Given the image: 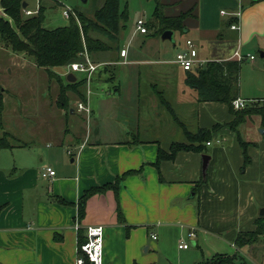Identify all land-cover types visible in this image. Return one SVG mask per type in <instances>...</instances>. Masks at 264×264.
<instances>
[{
  "label": "crops",
  "instance_id": "crops-1",
  "mask_svg": "<svg viewBox=\"0 0 264 264\" xmlns=\"http://www.w3.org/2000/svg\"><path fill=\"white\" fill-rule=\"evenodd\" d=\"M223 9L229 15L240 13L235 50L241 52L243 44L252 42L264 53V0H198L195 36L207 45L217 39L228 20L221 15ZM184 42L174 45L182 51ZM195 45L198 58L205 61L226 60L233 54L214 58L216 53L209 50L202 58L200 46ZM118 48L114 61L104 63L107 56L103 53L96 56L98 69L83 101L90 115L77 112L80 101L75 96L70 104L74 102L76 109L69 104L67 113L57 104L59 92L50 95L40 105L54 114L47 113L42 135L28 141L16 138L11 149L0 151V264H75L76 222L83 235L89 226L103 228V264H159L167 246L177 239L175 251L194 264V252L189 247L178 248L182 238L199 253L224 244L238 251L233 246L237 233L254 229L264 207V129L260 121L256 118V128L262 129L259 135L252 131L253 118L240 130L244 142L251 144L247 149L250 163L243 172L236 137L222 128L206 145V154L180 152L174 161L161 162L160 180L152 166L158 148L167 152L172 143L184 142V129L194 133L227 124L232 118L224 105L199 103L185 83L186 72L174 60L168 68L165 62H156L158 68L147 62L144 71L139 66L132 70L129 67L135 61L130 58L142 65L149 59H139L119 43ZM123 50L125 57L120 56ZM68 74L66 69L61 76ZM203 155L209 158L204 172ZM44 168H51L55 176L43 178ZM132 170L139 173L122 182L118 203L111 191L91 197L79 223L77 203L82 193L111 184Z\"/></svg>",
  "mask_w": 264,
  "mask_h": 264
},
{
  "label": "trees",
  "instance_id": "trees-1",
  "mask_svg": "<svg viewBox=\"0 0 264 264\" xmlns=\"http://www.w3.org/2000/svg\"><path fill=\"white\" fill-rule=\"evenodd\" d=\"M157 2L152 20L145 24L146 29L152 30L159 27L157 33L162 34L166 30L174 33H183L187 22L194 17V10L189 9L177 16H168L165 9L168 4ZM25 0H0V9L6 19L0 18V43L8 48L13 54L22 55L32 61L37 69L44 70L51 78L54 75L53 69L68 67L73 63L83 60V54L91 56L96 53L111 50L110 42H118V38L128 18L126 8L120 10L119 0H104L102 6L97 9L92 19L86 18L78 13L77 21L72 19L65 27L46 29L43 26L44 8L39 6L38 13L32 17L22 16V4ZM27 6V5H26ZM238 23L236 18H228L225 27L230 31V26ZM236 33V32H235ZM104 35L107 41H102L96 35ZM264 60V58H263ZM244 63L243 60H208L203 66L186 72L185 83L194 90L199 103H215L226 106L231 116L227 124H215L210 129L199 128L191 133L184 129L185 141L176 142L170 145L167 152L158 148L156 161L152 166L158 171L163 161H174L180 152H194L206 154V144L210 143L214 134L222 128H227L235 133L236 141L242 150L243 164L240 171H244L250 163L247 149L251 145L244 142L239 134V127L251 121L254 116L259 119L262 128L264 127V108L256 107L254 103H264V100H254L246 103L244 108L236 110L233 102L239 99V74ZM65 80H58L59 96L57 104L60 108L69 111L70 98L68 94L75 96L80 102L85 101V78L76 79L74 83ZM4 111V90L0 86V129L2 127V116ZM9 134L3 132L0 138V151L11 149L8 141ZM139 173V171H128L120 177H116L113 183L92 187L84 191L77 203V215L79 223L85 217L87 201L95 195H104L106 192H113L116 202L118 190L126 177ZM201 184V183H200ZM198 184V187L199 185ZM60 203L63 200L56 198ZM118 220L122 222V215L119 204L117 206ZM264 239V217H257L254 221V229L247 232H239L233 241L237 249L253 247ZM86 241L82 229H78V246ZM236 256L215 254L202 264H234ZM84 264H89L87 261Z\"/></svg>",
  "mask_w": 264,
  "mask_h": 264
},
{
  "label": "rangeland",
  "instance_id": "rangeland-1",
  "mask_svg": "<svg viewBox=\"0 0 264 264\" xmlns=\"http://www.w3.org/2000/svg\"><path fill=\"white\" fill-rule=\"evenodd\" d=\"M103 2L104 0H25V4L27 5L25 9L34 12L39 6L43 7L44 28L55 29L67 26L70 23L71 18L77 21L78 13L84 15L86 18L92 19L95 11L102 6ZM158 2L169 5V7L165 9V13L168 16H177L189 9L194 10V17L191 18L186 25L188 33H174V43L184 42L186 39H189L200 46L199 55L202 58L206 57L209 50L216 53L212 55L214 58L228 56L235 51L237 32H231L225 27L220 32L221 35L217 39H212V42L209 45H207L205 41H200L197 36H195L197 28L196 17L198 0H158ZM156 6L157 2L155 0H119L120 10L126 8L128 18L125 22V29H123L120 35H118V42H110L109 44L112 46L111 50L102 52L107 56L104 63L110 60L114 61L113 57L117 51L119 52V43V46L127 47L135 53L137 57L139 56V59H143V61L149 59L142 65V63H139L140 60L130 58L129 60L135 61V64L132 67H129L130 69L136 70L139 66L140 70L144 71L149 65H153L151 68H158V65L155 64L156 62H165L163 65L168 68V65H170L169 61L174 60L175 55L181 50V48L175 46L172 42L162 41L161 34L159 35V33H157L159 27H154L152 30L147 29V34L144 36L136 35L135 31V23L138 19H142L145 24L151 22L152 14L154 13ZM223 10L226 13V16H224L223 19L226 20L228 19V10ZM64 12H68L70 18L65 17ZM22 16L25 18L23 14ZM96 36L102 41L108 42L106 36L99 34ZM221 45L223 46L222 52H220ZM248 50H251L252 52H248ZM260 52H262V50L258 49L252 42L243 44L241 54L247 56L246 53H251L255 58V62L245 60L240 70L239 100L244 101L245 104L252 100L264 99V60L260 58ZM97 55L98 53H96L94 57L91 55L92 58L88 56L89 60L96 65L99 63L96 58ZM117 62H121V60H117ZM147 62L150 64L146 65ZM58 69L60 68L52 70L54 75L50 78L44 70L37 69L30 59L22 55L13 54L8 48L0 43V86L4 90V111L2 116L3 129H0V138L3 137V132L11 134V138L10 140L8 138V141L15 145L16 138L18 140L21 139L23 141H28L31 139V136L42 135L45 124H47L43 123L48 112L40 109V105L44 104V102L46 104V98H50V95L55 97L59 92L58 80H65V77L61 75L66 71L67 67H63V71L61 70V72H59ZM107 69L108 68H105V70ZM176 70L180 71L179 69ZM74 75L79 80L84 78V75L81 73H74ZM89 87L90 84L88 88ZM68 96L71 97V100L73 99V95L70 93ZM70 105L71 108L76 109L74 102H71ZM254 106H261L264 108V103L256 102L254 103ZM50 113L51 115H54L52 112ZM67 113H69V111H67ZM257 119L254 116L252 120V131L256 135H259L260 130L262 129H257L258 127L256 128L258 124ZM17 123H21L20 127H18ZM242 127L243 126L239 127V134L241 137L243 134L242 131L240 133ZM260 127L262 126L260 125ZM230 134L235 136V133L231 131H229V135ZM4 154L11 156L10 151H5ZM5 166L8 167V164ZM177 240L167 246L165 254L162 256L159 255V264H180L181 262L182 264H192L191 261H185L186 257L184 254L175 251L177 249ZM179 243L187 244L189 252H194L196 256L195 262L193 261L194 264H202L216 253L242 258L244 264H264V239H260L258 243L253 245L254 250L249 247L250 251L252 250L253 253H250L248 247L241 248L238 251L233 249L232 251V249H229L230 245L226 244L218 247L213 246L209 252L206 249H203L201 251L202 253H199L196 252L187 239L182 238ZM238 258L234 264H241Z\"/></svg>",
  "mask_w": 264,
  "mask_h": 264
},
{
  "label": "built area",
  "instance_id": "built-area-1",
  "mask_svg": "<svg viewBox=\"0 0 264 264\" xmlns=\"http://www.w3.org/2000/svg\"><path fill=\"white\" fill-rule=\"evenodd\" d=\"M38 13V9L34 12L28 11L26 9H22V14L27 17L35 16ZM65 17H69L70 15L68 12H64ZM222 16H226L225 12H221ZM236 18L237 21L240 17V13L237 12L236 14H228V18ZM135 31L139 34H146L147 29L145 27V22L142 19H138L135 23ZM230 30L233 32L239 31V24L235 23L230 26ZM121 57H125V50L120 52ZM83 60L78 63H73L67 67L69 73H81L84 75L85 78V85L86 87L91 83L92 76L98 69V65L93 64L86 53L83 54ZM226 60H249L254 61V57L251 55L243 56L239 49H236L231 57ZM207 61L201 60L198 58V51L196 45L190 41L186 40L184 42V46L182 51L178 52L175 55L174 63L184 72L193 71L201 66H203ZM245 106V102L241 100H236L233 102V107L238 110L242 109ZM77 112L83 113L85 115H90L91 110L90 108L84 104L83 102H79L77 104ZM210 143H207L208 146ZM43 178H52L55 176V172L51 168H44L41 173ZM79 229V224L76 222L75 230ZM86 241L78 246L77 252L78 255L76 256L75 264H84L86 261L89 264H103V228L101 226H89L86 229ZM190 238L194 237L193 233L189 234ZM153 239L155 237L153 236ZM179 249H187V244H179Z\"/></svg>",
  "mask_w": 264,
  "mask_h": 264
},
{
  "label": "water",
  "instance_id": "water-1",
  "mask_svg": "<svg viewBox=\"0 0 264 264\" xmlns=\"http://www.w3.org/2000/svg\"><path fill=\"white\" fill-rule=\"evenodd\" d=\"M27 6L25 3L22 4V9H25ZM0 18H3V19H6L7 17L4 15L3 11L0 9ZM187 30L184 29L183 30V33H186ZM173 37H174V32L173 31H170V30H166L164 31L162 34H161V40L162 41H168V42H172L173 44L174 43V40H173ZM260 58L263 59L264 58V53L260 52ZM66 81L68 83H74L76 81V77L72 74V73H69L67 76H66ZM208 156L206 155H203L202 156V171L204 172L206 170V167H207V163H208ZM258 217L259 218H263L264 217V207L261 208L258 212Z\"/></svg>",
  "mask_w": 264,
  "mask_h": 264
}]
</instances>
